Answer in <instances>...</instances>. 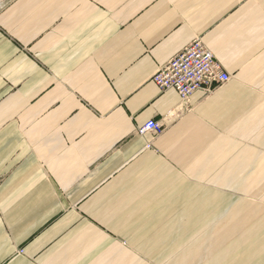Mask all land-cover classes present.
Instances as JSON below:
<instances>
[{
  "label": "crops",
  "instance_id": "1",
  "mask_svg": "<svg viewBox=\"0 0 264 264\" xmlns=\"http://www.w3.org/2000/svg\"><path fill=\"white\" fill-rule=\"evenodd\" d=\"M7 1L0 264H264V0ZM194 39L230 80L183 104Z\"/></svg>",
  "mask_w": 264,
  "mask_h": 264
},
{
  "label": "built area",
  "instance_id": "2",
  "mask_svg": "<svg viewBox=\"0 0 264 264\" xmlns=\"http://www.w3.org/2000/svg\"><path fill=\"white\" fill-rule=\"evenodd\" d=\"M7 4V0H0V14ZM229 80L230 76L214 55L199 39H194L166 64L158 67L150 81L159 92L174 91L185 104L194 92L211 93ZM161 129L158 123L148 121L136 133L158 135Z\"/></svg>",
  "mask_w": 264,
  "mask_h": 264
}]
</instances>
